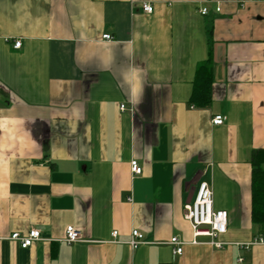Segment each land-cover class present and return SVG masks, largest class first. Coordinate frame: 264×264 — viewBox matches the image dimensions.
Here are the masks:
<instances>
[{
    "label": "crops",
    "instance_id": "1",
    "mask_svg": "<svg viewBox=\"0 0 264 264\" xmlns=\"http://www.w3.org/2000/svg\"><path fill=\"white\" fill-rule=\"evenodd\" d=\"M130 49L145 71L139 99L121 82ZM258 150L264 0H0V264H264L263 245L239 247L264 235L251 223ZM201 181L227 216L220 248L183 218ZM68 226L82 241L63 242ZM31 229L41 240L27 249L8 240Z\"/></svg>",
    "mask_w": 264,
    "mask_h": 264
},
{
    "label": "built area",
    "instance_id": "2",
    "mask_svg": "<svg viewBox=\"0 0 264 264\" xmlns=\"http://www.w3.org/2000/svg\"><path fill=\"white\" fill-rule=\"evenodd\" d=\"M142 10L144 13H151L152 7L149 4H143ZM219 11V8H216ZM206 10L200 11L201 15L206 14ZM102 39L110 41L112 38L110 35H103ZM13 47L18 49L20 47V41H15ZM124 110V106H120V111ZM214 126H220L223 123L222 116H214L211 120ZM130 171L132 175L137 176L142 173L141 167L135 160L130 162ZM183 218L187 221L192 229V236L194 239L205 238L208 239L207 244L220 248L221 243L216 241V238L220 234H224L227 230V216L225 212H219L213 210V194L210 185L201 181L198 184L195 197L192 202L186 204L183 207ZM117 232L112 233V237L115 238ZM143 236L137 230H132L131 239L128 245L135 249L138 245L142 244ZM8 240L16 243L21 249L29 248L35 241L41 240V234L38 230L31 229L26 235H20L19 233H13L9 236ZM82 241L81 232L75 229L73 226H68L65 229V236L63 242L66 244H73ZM170 244L175 246V254H180L182 243L178 242L176 238L170 240ZM252 245L264 246V235L255 237L251 243L245 245H239L240 248L247 249ZM242 261V259H239Z\"/></svg>",
    "mask_w": 264,
    "mask_h": 264
},
{
    "label": "trees",
    "instance_id": "3",
    "mask_svg": "<svg viewBox=\"0 0 264 264\" xmlns=\"http://www.w3.org/2000/svg\"><path fill=\"white\" fill-rule=\"evenodd\" d=\"M213 68L210 58L198 65L191 102L200 107L210 104ZM251 223L254 226H264V151L258 150L251 157Z\"/></svg>",
    "mask_w": 264,
    "mask_h": 264
},
{
    "label": "clouds",
    "instance_id": "4",
    "mask_svg": "<svg viewBox=\"0 0 264 264\" xmlns=\"http://www.w3.org/2000/svg\"><path fill=\"white\" fill-rule=\"evenodd\" d=\"M127 55L129 57V63L121 73V82L127 89L130 98L139 99L146 84L145 71L143 67L136 63L131 49Z\"/></svg>",
    "mask_w": 264,
    "mask_h": 264
}]
</instances>
